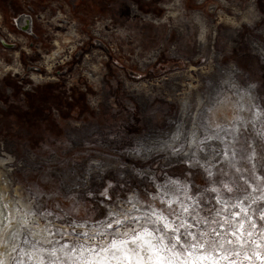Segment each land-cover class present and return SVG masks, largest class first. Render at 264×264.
Masks as SVG:
<instances>
[{"label": "rangeland", "instance_id": "obj_1", "mask_svg": "<svg viewBox=\"0 0 264 264\" xmlns=\"http://www.w3.org/2000/svg\"><path fill=\"white\" fill-rule=\"evenodd\" d=\"M214 1L78 0L75 63L66 75L24 94L17 79L0 76V202L8 218L6 227L0 220V264L107 257L103 249L113 231L132 235L114 218L123 222L125 211L139 216L148 203L159 211L155 198L170 181L176 187L165 208L182 196L203 198L197 218L184 216L191 232L233 241L225 242L229 251L213 253L220 264H264V0H225L219 10ZM133 5L154 24L133 16ZM220 11L239 22L218 24ZM90 66L97 80L84 72ZM230 69L238 80L231 86L245 91L247 110L231 104L232 111L223 87L225 95L200 111L208 85L227 81ZM218 111L224 117L217 124ZM217 178L222 183H213ZM212 187L236 205H225L230 215L219 224L205 207H220ZM79 243L86 246L80 253Z\"/></svg>", "mask_w": 264, "mask_h": 264}, {"label": "snow or ice", "instance_id": "obj_2", "mask_svg": "<svg viewBox=\"0 0 264 264\" xmlns=\"http://www.w3.org/2000/svg\"><path fill=\"white\" fill-rule=\"evenodd\" d=\"M205 171L209 177L213 175L210 167L205 166ZM219 175L223 176V172L219 171ZM213 183L220 184L222 181L217 178ZM163 187L165 190L159 197L155 198L160 206L159 211L153 208L151 203H148L147 210L139 216H132L130 213L126 214L125 211L120 213V216L125 217L123 222L119 217L114 218L115 226L120 227L123 224L125 232L131 231V237L117 236L113 231V239L110 241V246L103 249V251L108 253L107 257L94 256L89 259L86 255L78 254L75 257H69L72 260V264H111L112 260H116L117 264H124L125 259H127V264H133L131 256L137 257L135 264H145V259H147V264H220L213 253H217L218 250L229 251V249H225V242L232 244L233 241L231 239L226 241L216 239L212 233H209L207 238L203 235L193 234L191 226L184 219L185 214H187L189 220L197 218L198 213L201 211L198 205L203 203V198L194 199V197L182 196L178 198V205H170L165 208L164 205L171 198L169 197V192H174L176 185L174 181H170ZM224 189L229 193L232 191L227 184L224 185ZM181 191L184 190L181 189ZM210 191L215 194L216 202L220 207H205L210 220L219 224L221 223L219 217L230 215L227 213L225 205L228 207H235L236 205L231 200L224 199L221 196L220 188L212 187ZM129 203L132 204L134 202L129 201ZM136 211H139V209H136ZM161 217L167 219L174 226L169 229L168 223H163ZM173 217H176V220H173ZM106 223L110 227L113 226V219L108 220ZM135 223H140L139 230L135 228ZM229 228H231V225H229ZM215 232L219 235L218 229ZM156 233H161V235L157 236ZM224 235L226 236L227 233ZM189 236L192 237L191 240H189ZM164 241H167V243ZM181 241L183 242L182 244ZM127 244H135L137 250L129 253V250L125 247ZM185 245L187 247H184ZM74 247L80 253L86 246L83 243H79L74 245ZM71 251L69 249V253ZM144 252H150L151 255L145 258L142 256ZM184 252L188 253L187 257L184 256ZM197 253H200V255H197ZM122 254L127 255L122 256ZM177 257H180V259H177ZM41 264H43V261H41ZM49 264H54V262L49 260Z\"/></svg>", "mask_w": 264, "mask_h": 264}, {"label": "built area", "instance_id": "obj_3", "mask_svg": "<svg viewBox=\"0 0 264 264\" xmlns=\"http://www.w3.org/2000/svg\"><path fill=\"white\" fill-rule=\"evenodd\" d=\"M77 2L6 0L3 5L0 3V51L3 53L0 76L17 79L21 94L49 80L56 81L72 68L75 48L71 45L78 40L79 28L75 18ZM8 57L9 63L5 61ZM92 68H84L89 77L96 69Z\"/></svg>", "mask_w": 264, "mask_h": 264}, {"label": "bare ground", "instance_id": "obj_4", "mask_svg": "<svg viewBox=\"0 0 264 264\" xmlns=\"http://www.w3.org/2000/svg\"><path fill=\"white\" fill-rule=\"evenodd\" d=\"M181 1H183V0H181ZM212 2V1H211ZM214 2H218V4L220 5V6H222L223 8H225L226 7V5L224 6L223 4H221V3H224L225 4V0H215ZM221 2V3H220ZM203 3H200V5H202ZM168 6H170L171 4H167ZM133 7H134V11H135V13H134V15L133 16H139V15H141V16H143L144 18H145V20L146 21H149V22H151V23H153L154 24V22H153V20H152V18H150L149 16H144V15H142L143 13L141 12V11H139L138 10V8L137 7H135L134 5H133ZM167 7V6H166ZM215 8V7H214ZM218 8V7H217ZM184 10H185V8H183ZM227 9H229V7L227 8ZM231 9V8H230ZM219 10V9H218ZM181 11V10H180ZM211 12H212V10H211ZM221 12V11H220ZM236 12V11H235ZM250 12H252L253 13V11H250ZM181 13H183V12H181ZM215 14V13H214ZM249 12H246L245 14H243V17H241L240 19H242L243 21H245V18L246 17H248L249 18ZM168 16H169V12H168V14H167ZM166 15V16H167ZM239 15V14H238ZM251 15H253V14H251ZM215 16H217V18L220 20L219 21V23L218 24H227V25H229V26H235L239 21H238V19H236L235 17H230L226 12H221V13H216L215 14ZM148 18V19H147ZM140 19L141 20H143V18L142 17H140ZM150 19V20H149ZM145 22V21H144ZM202 24H204V25H202L201 24V26L200 27H204V29H206V27H207V25L204 23V22H201ZM158 25V24H157ZM197 26H199V25H197ZM203 31V30H202ZM205 31V30H204ZM201 36H202V34H201ZM203 37V36H202ZM207 36H206V34H205V37H203L201 40H204V38L206 39L205 40V42H207V38H206ZM232 40V39H231ZM258 45V44H257ZM200 48H201V52L203 53V55H206V52H207V44L206 43H203V45H201L200 46ZM259 52H260V54L262 55V56H264V46L263 45H260V47H259ZM206 62V61H205ZM213 64H215V61H211ZM91 67V66H90ZM215 67V66H214ZM96 71V70H95ZM95 71H93L92 72V78L93 79H98V75L96 74V72ZM140 73V72H139ZM206 74V73H205ZM228 74H230V76H229V79H227V81L226 80H224V81H221L222 79H215L214 81H212L211 82V84L210 85H208V90L206 91V92H204V93H206L207 95H206V97L205 96H203V98L205 97V100H202L201 99V97H200V99H199V101H198V106H200V111L201 110H203L205 107H207L208 105H210V106H212L210 103H209V101H211V100H214V97H217V96H220V95H218V94H222V95H225V93H224V89H223V87L227 90V92L229 93V95H230V98H229V102H230V107H231V110L233 111V108H232V105H237V108H238V106H239V108L240 109H242L243 107H245V110H247V107H246V100H247V98H246V96H245V94H244V90L243 89H241L239 86L238 87H235V86H231L232 85V81H231V79L232 80H237L236 79V76H235V73H234V71L233 70H229L228 71ZM238 81V80H237ZM191 88V87H190ZM191 91H193V89L191 90ZM235 93H237L238 94V97H237V94H235ZM221 95V98L223 97ZM236 97L238 98V99H236ZM189 98V97H188ZM228 98V97H227ZM251 102H252V100H251ZM224 104L225 103V100L224 99H222L221 100V102H218V101H215V102H213V104H214V107H215V105L216 106H218L219 104ZM232 104V105H231ZM240 109H238V110H240ZM231 111V113L232 114H234V112H232ZM203 112V111H202ZM218 114H219V117L216 119V122H217V124L218 123H221L222 121V118L224 117V115L223 116H221L222 115V113H221V111H218ZM229 115H231L230 113H228ZM198 116H197V120H198V117H199V115H200V113L199 114H197ZM216 118V117H215ZM198 122H201V121H198ZM233 123H238V120H234V121H232V124ZM204 124H205V122H204ZM202 130V133H203V129H201ZM172 137V136H171ZM170 139V138H169ZM173 141H175V139H173ZM201 143V142H200ZM169 144H171V146H173V145H175V147L174 148H177L178 147V145L179 144H176V143H174V142H170ZM169 144H167V145H169ZM0 220H1V226L2 227H6V226H8L7 225V222H8V218H6V210H5V208H4V206H3V204L0 202ZM129 253H131L130 251H129ZM150 253V252H149ZM148 254V253H147ZM151 254V253H150ZM123 255V254H122ZM125 255H127V254H125ZM107 256V255H106ZM124 256V255H123ZM131 259H132V261H133V257L131 256L130 257ZM113 261V260H112ZM113 264V263H112ZM116 264H117V261H116ZM124 264H127V259H125L124 260Z\"/></svg>", "mask_w": 264, "mask_h": 264}, {"label": "flooded vegetation", "instance_id": "obj_5", "mask_svg": "<svg viewBox=\"0 0 264 264\" xmlns=\"http://www.w3.org/2000/svg\"><path fill=\"white\" fill-rule=\"evenodd\" d=\"M216 1H217V0H216ZM216 3H218V2H216ZM220 7H221V6L218 4V9H220ZM218 9H217V10H218ZM138 10H139V9H138ZM139 11H140V10H139Z\"/></svg>", "mask_w": 264, "mask_h": 264}, {"label": "water", "instance_id": "obj_6", "mask_svg": "<svg viewBox=\"0 0 264 264\" xmlns=\"http://www.w3.org/2000/svg\"><path fill=\"white\" fill-rule=\"evenodd\" d=\"M25 29L27 28V27H24ZM4 44V43H3Z\"/></svg>", "mask_w": 264, "mask_h": 264}]
</instances>
